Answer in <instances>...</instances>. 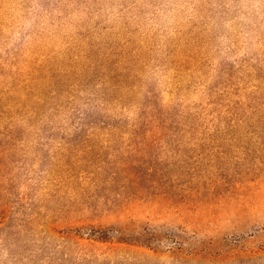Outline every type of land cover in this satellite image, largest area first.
Masks as SVG:
<instances>
[{"label": "rangeland", "instance_id": "374dc122", "mask_svg": "<svg viewBox=\"0 0 264 264\" xmlns=\"http://www.w3.org/2000/svg\"><path fill=\"white\" fill-rule=\"evenodd\" d=\"M0 264H264V0H0Z\"/></svg>", "mask_w": 264, "mask_h": 264}, {"label": "trees", "instance_id": "16d2710c", "mask_svg": "<svg viewBox=\"0 0 264 264\" xmlns=\"http://www.w3.org/2000/svg\"><path fill=\"white\" fill-rule=\"evenodd\" d=\"M78 118H79V117H78ZM80 121H81V122H80ZM78 122H80L81 125L83 124V121H82L81 119H79ZM146 123H148V121H146V119H145V121H144V119H143V117H142V122H140V124L142 125V124H146Z\"/></svg>", "mask_w": 264, "mask_h": 264}]
</instances>
